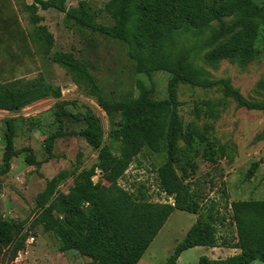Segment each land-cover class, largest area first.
<instances>
[{
	"label": "rangeland",
	"instance_id": "obj_1",
	"mask_svg": "<svg viewBox=\"0 0 264 264\" xmlns=\"http://www.w3.org/2000/svg\"><path fill=\"white\" fill-rule=\"evenodd\" d=\"M108 1L66 0V7H76L83 2L93 13L96 23L112 26L113 18L104 10ZM254 4L261 6L264 0H254ZM23 10L16 0H0V84L26 83L42 77L59 88L61 96L58 99L44 97L17 113L0 109V168L3 166L5 119L16 117L14 148L23 151L11 160L10 171L0 176V214L22 225L21 248L14 259L15 264H85L88 257L75 250L61 251L55 234L43 229L39 222L43 205L38 198L53 177L58 183L47 204L83 181L96 162V151L83 138L65 135L54 140V156L48 160L44 140L57 129L58 109L65 108L73 114L90 111L99 120L103 142L111 148L112 155L119 157L120 142L116 131L120 116H108L98 105L97 98L55 64L51 55L54 51L70 53L83 63L102 96L111 102L137 97V80L147 87L153 85L151 98L163 99L167 96L170 75L164 71L153 72L150 77L138 73L124 41L75 25L66 27L63 14L55 9H39L37 13L42 20L35 25L29 20L30 13ZM222 21L227 34L216 40L210 37L219 27L217 20L201 28L183 26L173 30L163 39L161 53H169L174 59L181 55L188 60L199 70V81H226L246 100L264 103V10L258 16L253 14L252 8L236 11L222 17ZM247 22L257 26L254 58L243 63L238 57H207L211 49L226 42ZM128 27L131 29L132 22ZM47 33L53 38L49 52L45 51ZM176 96L182 132L178 141L179 153L183 157L193 155L196 165L193 170H188L183 182L196 195L201 208L211 209L218 217V243L214 247L189 248L181 253L175 264H198L201 256L224 259L239 252L235 247L237 234L231 203L264 199V110L239 105L222 83L209 86L179 83ZM83 127L82 121L63 117L62 130L78 131ZM30 152L37 165H28L24 161ZM165 160L163 146L158 152L143 147L129 160L116 183L134 201L173 204V198L162 192L157 176V168ZM253 162H258V167L253 176L246 179L245 173ZM175 169L180 175L177 164ZM91 180L107 185L98 169ZM53 214L58 215L56 211ZM195 220L194 214L173 210L137 264H165ZM8 261L9 257L0 256V264H8ZM250 264H264V258Z\"/></svg>",
	"mask_w": 264,
	"mask_h": 264
},
{
	"label": "trees",
	"instance_id": "obj_2",
	"mask_svg": "<svg viewBox=\"0 0 264 264\" xmlns=\"http://www.w3.org/2000/svg\"><path fill=\"white\" fill-rule=\"evenodd\" d=\"M16 3L30 13L32 25L42 20L37 13L39 9H55L63 14L66 27L75 25L124 41L138 73L150 77L153 72L164 71L170 75L166 87L167 96L163 99L151 98L153 85L147 87L141 80H137V97L111 102L102 96L94 77L83 63L70 53H52V61L65 69L78 85L86 87L108 116H120L116 132L121 156L116 157L103 142L99 120L90 111L83 114H73L65 108L56 111L57 129L44 140L47 159L54 156V140L65 135L83 138L96 151V162L83 181L75 183L68 188L67 193L58 194L47 204L53 187L58 183V179L53 177L38 198L43 205L39 222L45 231L53 232L58 238L60 250H75L88 257L89 261L85 264H137L173 210L194 214L196 220L177 243L165 264H175L181 253L189 248L216 246L218 217L211 209H202L196 195L183 182L188 170H193L196 165L193 155L183 157L179 153L178 141L182 132L176 111V86L179 83L200 86L222 83L226 92L239 105L264 110V103L246 100L226 81H199V70L188 60L181 55L174 59L169 53H161L163 39L183 26L201 28L217 20L219 27L210 37L216 40L227 34L222 17L250 8L258 16L264 10V4L256 6L254 0H109L104 10L114 22L112 26H104L94 21L93 13L83 2L69 8L66 7V0H33L31 4H26L25 0H16ZM129 22H132L131 29L128 27ZM256 37L257 26L247 22L226 42L211 49L207 57H238L240 62L246 63L254 58ZM52 42V35L47 33L46 52H49ZM48 96L58 99L61 93L59 88L45 82L42 77L26 83H1L0 109L17 113L26 105ZM64 116L82 121L84 127L78 131L62 130ZM4 125L0 176L10 171L11 160L23 152L14 148L16 117L5 119ZM162 146L166 160L157 168V176L162 192L173 198V204L134 201L117 185L116 180L141 148L158 152ZM24 161L28 165L38 164L32 152L24 157ZM176 164L180 175L176 172ZM257 167L258 162H253L245 178L250 179ZM95 169H100L107 185L92 182ZM231 206L237 234L235 247L239 252L224 259L201 256L198 264H250L264 258V199L234 201ZM54 211L58 215L53 214ZM21 230L20 223L7 220L0 214V256L9 257L8 264H15L14 259L21 248Z\"/></svg>",
	"mask_w": 264,
	"mask_h": 264
},
{
	"label": "crops",
	"instance_id": "obj_3",
	"mask_svg": "<svg viewBox=\"0 0 264 264\" xmlns=\"http://www.w3.org/2000/svg\"><path fill=\"white\" fill-rule=\"evenodd\" d=\"M13 2V1H12ZM33 2V0H25V3L26 4H31ZM14 3V2H13ZM15 4V3H14ZM14 8H15V5H14ZM52 9V8H51ZM44 11H46V10H44ZM41 16V15H40Z\"/></svg>",
	"mask_w": 264,
	"mask_h": 264
},
{
	"label": "built area",
	"instance_id": "obj_4",
	"mask_svg": "<svg viewBox=\"0 0 264 264\" xmlns=\"http://www.w3.org/2000/svg\"><path fill=\"white\" fill-rule=\"evenodd\" d=\"M32 239H33V237L31 236V237H30V240H32Z\"/></svg>",
	"mask_w": 264,
	"mask_h": 264
},
{
	"label": "water",
	"instance_id": "obj_5",
	"mask_svg": "<svg viewBox=\"0 0 264 264\" xmlns=\"http://www.w3.org/2000/svg\"><path fill=\"white\" fill-rule=\"evenodd\" d=\"M98 171H100V169H98Z\"/></svg>",
	"mask_w": 264,
	"mask_h": 264
}]
</instances>
